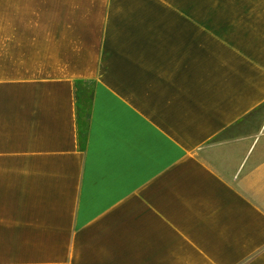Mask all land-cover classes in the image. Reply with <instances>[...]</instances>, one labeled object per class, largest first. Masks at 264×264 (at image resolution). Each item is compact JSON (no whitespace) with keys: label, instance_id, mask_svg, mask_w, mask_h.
<instances>
[{"label":"crops","instance_id":"crops-1","mask_svg":"<svg viewBox=\"0 0 264 264\" xmlns=\"http://www.w3.org/2000/svg\"><path fill=\"white\" fill-rule=\"evenodd\" d=\"M0 264H264V0H0Z\"/></svg>","mask_w":264,"mask_h":264}]
</instances>
